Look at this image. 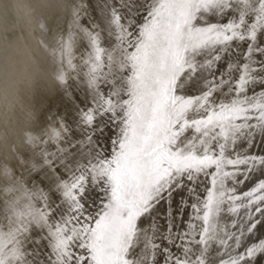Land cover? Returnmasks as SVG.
Masks as SVG:
<instances>
[{
	"label": "snow or ice",
	"instance_id": "6c2138e0",
	"mask_svg": "<svg viewBox=\"0 0 264 264\" xmlns=\"http://www.w3.org/2000/svg\"><path fill=\"white\" fill-rule=\"evenodd\" d=\"M103 14L66 108L81 152L45 177L34 247L11 257L264 264V0H106Z\"/></svg>",
	"mask_w": 264,
	"mask_h": 264
},
{
	"label": "bare ground",
	"instance_id": "6f19581e",
	"mask_svg": "<svg viewBox=\"0 0 264 264\" xmlns=\"http://www.w3.org/2000/svg\"><path fill=\"white\" fill-rule=\"evenodd\" d=\"M106 0H0V260L23 264L56 167L81 152L66 108L83 99ZM62 78V79H61ZM38 177V178H37ZM43 181V183H41Z\"/></svg>",
	"mask_w": 264,
	"mask_h": 264
}]
</instances>
